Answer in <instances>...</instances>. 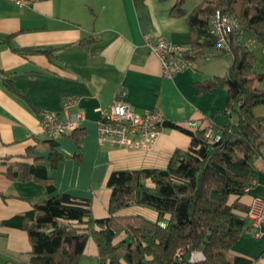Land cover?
<instances>
[{
    "label": "crops",
    "instance_id": "1",
    "mask_svg": "<svg viewBox=\"0 0 264 264\" xmlns=\"http://www.w3.org/2000/svg\"><path fill=\"white\" fill-rule=\"evenodd\" d=\"M197 3L190 0L186 7L191 10ZM175 4L176 0L0 3V264H31L28 232L2 223L48 196L44 183L27 166L45 164L57 192L90 199L93 215L103 218L109 216L112 189L107 181L113 171L166 168L177 150L189 148L191 136L166 122L194 131L206 119L216 131L233 120V114L224 112L229 100L225 87L200 90L202 82L226 75L231 60L209 51L173 77H165L160 59L145 43V35L153 32L192 47L191 29L186 17L175 13ZM250 37L245 34L242 40L250 44ZM251 44L258 58L254 70L262 76L256 85L264 89V46ZM28 48L50 52L18 50ZM116 99L138 111L163 113L166 122L155 150L99 140L102 111ZM67 105L69 113L85 116L77 134L82 139L77 142L68 134L51 141L41 126L42 113L65 118ZM253 112L264 117V103L255 105ZM261 134L264 138V124ZM146 183L153 185L151 179ZM256 196L264 197V171L239 202L248 206ZM117 214L158 219L155 210L140 205ZM252 232L246 220L229 254L264 264V234L255 237ZM79 264H99L94 238L89 237Z\"/></svg>",
    "mask_w": 264,
    "mask_h": 264
},
{
    "label": "trees",
    "instance_id": "2",
    "mask_svg": "<svg viewBox=\"0 0 264 264\" xmlns=\"http://www.w3.org/2000/svg\"><path fill=\"white\" fill-rule=\"evenodd\" d=\"M189 1L176 0L174 7L176 14L186 17L193 36L187 58L195 63L209 51L231 56L227 74L202 82L200 90L225 87L229 100L224 112L236 114L237 120L217 128V139L206 135L208 127L214 128L206 119L194 131L166 122L191 136L189 148L177 150L166 168L113 171L107 181L112 189L109 216L103 218L93 215L90 199L57 192L45 164L27 166L44 183L48 196L2 223L28 232L31 264H79L89 237L97 243L99 264L252 263L229 251L246 229L242 212L248 206L239 199L264 171V117L253 112L255 105L264 103V89L256 85L262 76L254 70L258 58L249 43L232 37L230 50H219L211 32V15L216 9L233 13L245 34L264 46V0H193L198 3L188 10ZM78 132L79 127L68 134L79 142ZM133 205L155 210L158 219L117 214ZM120 234L124 236L119 238ZM194 251L203 252L204 258L190 261Z\"/></svg>",
    "mask_w": 264,
    "mask_h": 264
},
{
    "label": "built area",
    "instance_id": "3",
    "mask_svg": "<svg viewBox=\"0 0 264 264\" xmlns=\"http://www.w3.org/2000/svg\"><path fill=\"white\" fill-rule=\"evenodd\" d=\"M3 1H10L18 5L28 3V0H0V3ZM211 32L217 39L219 50L222 51L230 50L232 37L242 39L245 34L240 19L233 13L222 9H216L211 15ZM251 42L254 40L250 41V45H252ZM145 43L160 59L165 77H173L179 71L192 65L190 59L187 58L190 49L175 44L153 32L145 35ZM68 107L69 105L64 111L65 118H60L54 112L42 113L41 126L50 138L56 139L71 133L79 127L80 122L84 119L85 116L82 113H69ZM165 122L163 113L158 109L138 111L123 100L116 99L102 111L99 120V140H108L131 149L153 151ZM206 135L211 139L218 138L212 127L207 128ZM255 182L256 179L246 187L247 192L250 191ZM244 216L249 221L255 237L264 234V197H253L244 212ZM181 254L182 252H180ZM203 258L204 255L201 251H194L190 261H199Z\"/></svg>",
    "mask_w": 264,
    "mask_h": 264
},
{
    "label": "rangeland",
    "instance_id": "4",
    "mask_svg": "<svg viewBox=\"0 0 264 264\" xmlns=\"http://www.w3.org/2000/svg\"><path fill=\"white\" fill-rule=\"evenodd\" d=\"M224 57H225V59H227L228 61L229 60H231L232 61V59H231V56H228V55H224ZM237 115L236 114H233V120L234 121H236L237 120ZM232 121V120H231ZM198 252H200V251H198ZM203 253V252H202Z\"/></svg>",
    "mask_w": 264,
    "mask_h": 264
}]
</instances>
